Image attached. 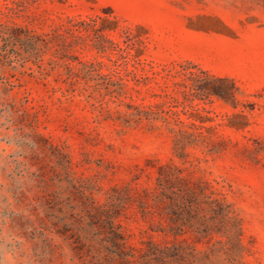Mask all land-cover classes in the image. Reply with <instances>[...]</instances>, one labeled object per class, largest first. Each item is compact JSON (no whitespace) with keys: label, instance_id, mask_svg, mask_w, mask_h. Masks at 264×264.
<instances>
[{"label":"rangeland","instance_id":"rangeland-1","mask_svg":"<svg viewBox=\"0 0 264 264\" xmlns=\"http://www.w3.org/2000/svg\"><path fill=\"white\" fill-rule=\"evenodd\" d=\"M0 264H264V0H0Z\"/></svg>","mask_w":264,"mask_h":264}]
</instances>
